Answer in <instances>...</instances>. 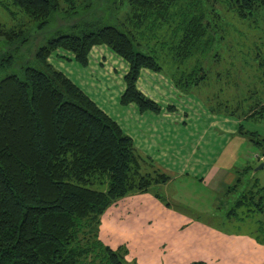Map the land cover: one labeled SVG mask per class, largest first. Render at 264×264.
<instances>
[{
  "label": "trees",
  "instance_id": "obj_1",
  "mask_svg": "<svg viewBox=\"0 0 264 264\" xmlns=\"http://www.w3.org/2000/svg\"><path fill=\"white\" fill-rule=\"evenodd\" d=\"M86 1L0 0L39 26L56 12L76 13V3ZM123 8L124 17L115 23L85 21L78 33L58 31L36 48L35 66L21 65L0 77V264H137L126 259L124 244L111 247L102 240L101 216L119 199L169 179L136 150L113 118L48 62L52 55L68 51V59L85 67L94 49L108 48L127 65L120 103L159 112L161 105L137 84L143 70L163 72L158 54L179 69L180 75L172 77L175 84L199 86L208 76L201 59L222 39L225 21L238 19L234 29L248 34L242 22L264 16V0H125ZM29 38L22 28L0 23V72L13 65L14 54ZM187 64L189 70L183 68ZM249 111L243 119L264 123V104ZM238 129L258 136L241 123ZM259 137L251 140L264 147V136ZM235 172L223 194L241 184ZM252 176L226 218L254 225L253 219L264 216V184Z\"/></svg>",
  "mask_w": 264,
  "mask_h": 264
},
{
  "label": "rangeland",
  "instance_id": "obj_2",
  "mask_svg": "<svg viewBox=\"0 0 264 264\" xmlns=\"http://www.w3.org/2000/svg\"><path fill=\"white\" fill-rule=\"evenodd\" d=\"M90 2L91 5L89 4ZM76 4L77 7L74 9L76 13L66 15L56 12L46 25L39 26L37 22L31 21L26 17L19 8L11 4L2 5L0 2V23L6 28H22L24 35L30 36L29 41L19 52L14 54L13 65L4 70V72H0V77L6 72H17L18 67L21 65L35 66L33 55L36 48L43 45L48 38L58 33V31H62V33L66 31L78 33L81 24L85 21L96 20L100 21L98 22L99 24L115 23L125 15L123 8L125 0L122 3H119L118 0H88L83 3L77 2ZM85 4H89L87 8ZM216 8H219L218 4H216ZM228 14L230 13L226 12L224 16L226 17ZM237 20L234 18L225 21L224 31L221 33L222 39L216 43L212 51L201 59L202 66L208 73L207 79L199 86L187 89L184 83H181L179 80L176 81V84H181L180 87L174 81H169L175 97V108L173 110L168 109L166 105L169 103L161 101L162 110L157 113L151 111L155 114L170 113L173 117L183 119L187 132L198 138L200 143H203L202 147L204 150L208 148L207 141L214 136L217 137L222 146L219 157L226 155V161L232 164H224L223 167H226V170L231 171L233 169L238 171L242 177V182L237 186L236 191H231L227 194H223L221 188L219 192L210 191L208 187L200 184L197 179L194 181L187 180L188 183L178 179L171 185L170 189L174 192L180 187L184 189V185L187 184L183 190L185 201L178 198L175 200L171 198L167 199L172 206L178 209L190 208L207 211V213L198 216L194 214L199 219V221H196L198 222L196 228L205 236L208 235L206 230L199 226H202L201 224L203 223L206 225L210 224L204 221H211L214 225L222 227L223 232H225V229L229 230L230 228L234 230L237 228L228 226L227 221L225 222V214L229 207L233 205L234 200L239 196L238 192L241 190L242 184L248 179L250 173L260 184H264V166L258 168L262 162L254 157L256 155L261 156V153L264 152V147L251 140L256 139L260 135L264 136V131H262L264 123H257L251 119H243L246 115L244 117L241 116L243 112L249 114V108H257L259 105L264 104V64L261 65V61L264 60V16L260 13L242 22V25L247 28L248 34L234 29L233 25L239 23ZM73 23H76L77 26L73 27ZM256 26H258L259 37L251 36V33L257 35L258 32H253ZM140 50H144L143 46ZM94 51L100 56L101 52L99 49H94ZM59 52L61 53L52 55L48 59V62L54 68L63 71L69 78L71 77L70 79H76L78 82H74L81 89L86 77L90 82H94L95 86L93 89L98 97L97 99L100 103H105L103 107L102 105H98L104 110V107H107L113 115H119L118 103L112 104L114 97L110 96L112 93L118 92V83L122 78L121 69L126 63L108 48H104L103 51L105 55L104 59L107 63L102 68L93 61L95 58L94 54L88 63L91 66L85 68L72 57L68 59L71 54L70 52ZM165 57L167 60H171L170 57ZM165 57L164 53H160L157 56V60L163 66V72H159V75H157L159 76V80L157 81H159L158 84L160 86L168 88L167 79L170 78L172 80L173 76L178 77L180 74L178 73V68H174L173 65L164 62ZM189 66L187 64V68L186 65L183 68L189 70L191 67ZM114 67L117 70H114ZM160 76L164 77L160 78ZM123 92L124 88L122 87L121 91H119L118 99H120ZM121 106L124 107V112L130 113V119L135 118L137 114L141 113L134 104H130V107H128L129 105L126 107L123 104ZM156 117L159 118L160 115H156ZM234 121L236 124L238 123V126L241 123L244 130H254L258 136L255 134L251 135L248 131V133L240 132L237 125L233 129L234 131H231ZM127 129H124L125 133H127ZM237 131L241 135H238ZM209 156L211 158L216 156L215 150H212ZM220 162L225 163V161ZM210 163L212 164V162ZM245 167H247V172L243 171ZM230 173L235 174L236 172L233 173L231 171ZM234 179L235 177L232 178V182ZM215 181L218 182V179ZM153 188L154 186L152 185L151 189L154 190ZM162 196L168 197L164 193H162ZM217 202L219 208L216 207ZM245 227L246 225L241 224V228ZM259 236L264 238V234ZM124 239H126L125 236ZM136 241L138 240L136 239ZM151 243L153 242L150 240L138 242V251L140 253L147 252ZM124 245L127 247L126 244ZM212 246L211 250L206 251L209 255H218L221 252H225L226 241L221 238L217 243H213ZM203 251L202 248L196 249L197 255H201Z\"/></svg>",
  "mask_w": 264,
  "mask_h": 264
},
{
  "label": "crops",
  "instance_id": "obj_3",
  "mask_svg": "<svg viewBox=\"0 0 264 264\" xmlns=\"http://www.w3.org/2000/svg\"><path fill=\"white\" fill-rule=\"evenodd\" d=\"M99 51L101 52L100 56L96 51L93 52L96 55L93 61L102 68L107 61L104 59V48H99ZM107 54L110 55L108 52ZM88 66L91 64L85 68ZM126 69L127 66L124 64L121 69L122 77ZM114 70L117 68L114 67ZM157 75L159 72L143 70L138 79V88L160 105L161 101L169 103L166 106L168 109L172 107L173 110L175 97L169 84V81L172 80L167 79L168 88H165L158 84L159 76ZM163 77L160 76V78ZM72 80L78 82L76 79L72 78ZM94 86L95 83L90 82L86 77L82 90L97 105L103 107L105 103H100L97 99ZM122 87L124 88V83L121 78L118 83V92H114L110 96L114 97L112 104L118 103L119 115H113L107 107H104L105 111L101 106H98L123 130L128 126L126 134L131 137L136 150L154 162L155 169L169 175V179L153 184L154 190L150 187L146 192H133L110 206L101 216L100 237L102 240L111 247L126 244L128 248L126 259L129 262L135 260L137 264H190L197 261L204 264H264V238H261L258 232L262 224L260 221L264 220V216L253 219L254 225L243 222L246 225L245 228H241L243 223L240 220L225 218L229 227H237L234 230L225 229V232L222 227L214 225L211 221H204L210 224L203 223L202 226H199L206 230L208 235L205 236L196 228L198 223L196 221L199 219L195 215H202L207 211L190 208L178 209L167 200L168 198L172 200L178 198L185 201L183 190L187 184L184 185V189L183 187L175 188L174 192L170 189L178 179L185 182L197 179L210 191L219 192L221 188L222 193L226 184L232 182L235 174L230 172L235 173V170L231 169L230 171L223 167L224 164H232L226 161V155L219 157L222 146L217 137L209 139L207 141L208 148L204 150L203 143L187 132L184 120L173 117L170 113L155 114L151 111H144L130 119V113L124 112V107L121 106L120 99H118ZM127 106L130 107V104ZM161 107L163 106L161 105ZM156 115H160V117L157 118ZM236 125L238 128V123L236 124L234 121L231 131H234ZM237 134L241 135L238 131ZM212 150H215L216 153L213 158L209 156ZM257 159L262 161L264 152L261 156H257ZM220 161H225V163ZM228 173L230 174L228 175ZM216 179L218 182L215 181ZM162 193L168 197H163ZM216 207H218V202ZM221 238L226 241L225 252L209 255L206 250H211L212 244L217 243ZM149 240L153 242L150 244L149 250L140 253L138 242ZM197 248L204 250L201 255H197Z\"/></svg>",
  "mask_w": 264,
  "mask_h": 264
},
{
  "label": "water",
  "instance_id": "obj_4",
  "mask_svg": "<svg viewBox=\"0 0 264 264\" xmlns=\"http://www.w3.org/2000/svg\"><path fill=\"white\" fill-rule=\"evenodd\" d=\"M264 165V163H260V165L258 166V168H261ZM254 172V171H253Z\"/></svg>",
  "mask_w": 264,
  "mask_h": 264
},
{
  "label": "built area",
  "instance_id": "obj_5",
  "mask_svg": "<svg viewBox=\"0 0 264 264\" xmlns=\"http://www.w3.org/2000/svg\"><path fill=\"white\" fill-rule=\"evenodd\" d=\"M255 158H257V155L256 156H254Z\"/></svg>",
  "mask_w": 264,
  "mask_h": 264
}]
</instances>
